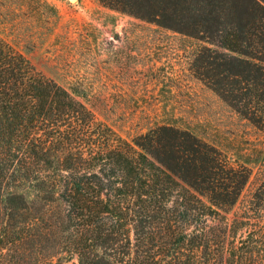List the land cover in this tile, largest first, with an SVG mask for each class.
Returning a JSON list of instances; mask_svg holds the SVG:
<instances>
[{
    "label": "trees",
    "instance_id": "16d2710c",
    "mask_svg": "<svg viewBox=\"0 0 264 264\" xmlns=\"http://www.w3.org/2000/svg\"><path fill=\"white\" fill-rule=\"evenodd\" d=\"M204 42L191 70L264 131V0H99ZM190 131L128 141L0 38V264H264V202ZM264 200V199H263Z\"/></svg>",
    "mask_w": 264,
    "mask_h": 264
},
{
    "label": "rangeland",
    "instance_id": "374dc122",
    "mask_svg": "<svg viewBox=\"0 0 264 264\" xmlns=\"http://www.w3.org/2000/svg\"><path fill=\"white\" fill-rule=\"evenodd\" d=\"M0 38L130 141L158 125L215 146L249 179L231 210L264 202V131L194 76L204 42L115 12L99 0H0Z\"/></svg>",
    "mask_w": 264,
    "mask_h": 264
},
{
    "label": "water",
    "instance_id": "95a60500",
    "mask_svg": "<svg viewBox=\"0 0 264 264\" xmlns=\"http://www.w3.org/2000/svg\"><path fill=\"white\" fill-rule=\"evenodd\" d=\"M71 1H73V0H71Z\"/></svg>",
    "mask_w": 264,
    "mask_h": 264
}]
</instances>
